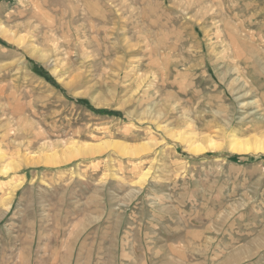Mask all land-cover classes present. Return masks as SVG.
<instances>
[{"label": "rangeland", "instance_id": "obj_1", "mask_svg": "<svg viewBox=\"0 0 264 264\" xmlns=\"http://www.w3.org/2000/svg\"><path fill=\"white\" fill-rule=\"evenodd\" d=\"M0 27V264H264V150L230 143H264V0H0ZM104 142L150 148L26 163Z\"/></svg>", "mask_w": 264, "mask_h": 264}, {"label": "bare ground", "instance_id": "obj_2", "mask_svg": "<svg viewBox=\"0 0 264 264\" xmlns=\"http://www.w3.org/2000/svg\"><path fill=\"white\" fill-rule=\"evenodd\" d=\"M200 25V24H199ZM96 26V25H95ZM200 27V26H199ZM1 30V27H0ZM5 30V29H3ZM7 31V30H6ZM11 33V32H10ZM9 37V36H8ZM241 37V36H240ZM12 38V37H11ZM19 38V37H18ZM18 38H17V42H18ZM16 39V38H15ZM20 39V38H19ZM245 39V38H244ZM8 40V39H7ZM23 40V39H22ZM16 41V40H13ZM20 41V40H19ZM247 41V40H246ZM131 46V45H130ZM258 57V56H257ZM155 119V118H154ZM153 120V119H152ZM151 120V121H152ZM156 120V119H155ZM154 120V122H155ZM153 122V121H152ZM153 122V123H154ZM158 123V122H157ZM159 125V124H158ZM160 127V126H158ZM163 127V126H162ZM165 129V128H164ZM174 135V134H173ZM177 135L179 136V134L177 133ZM177 135H174V137L176 136V140L180 138H178ZM185 135V134H184ZM184 135L182 134L183 138L185 139ZM188 137V135H187ZM186 137V138H187ZM182 139V138H181ZM254 142H256V144L254 145V147L251 146L250 143H252L249 140H244V141H239L236 139H232L230 143L232 144V148L235 149L236 152L241 153V152H246L249 151L250 149L254 148V149H258V150H264V143L258 139L254 140ZM107 147H113L116 151L122 153V154H131V155H138L141 154L140 152L143 151H148L150 148V145L147 143H140L137 145H128L126 143L123 142H104L102 144H97V145H88V149H84V148H76V147H68L66 149L63 150V152H61V154H57L56 153H48L45 157H43L41 160H32L30 162H26V163H30V164H40L43 163L44 165H57L59 163H63V162H67L73 158H76L80 155H86L87 153L94 154V153H100L101 151H104ZM204 149V148H203ZM191 150V152L193 153H200L201 149L198 146H193L190 147L189 151ZM88 151V152H87ZM40 158V157H39ZM33 159V158H31ZM35 159V158H34ZM16 162V161H15ZM10 163V162H9ZM8 163V164H9ZM5 165L4 167L0 168V172L3 174L8 173L10 170L12 171V169L14 170L15 167H13L12 165ZM19 165V163H18ZM21 165V164H20ZM18 168V167H17ZM15 168V169H17ZM147 176V174H143V176L141 177V179L143 180V178ZM142 180H140L139 182H141ZM145 180V179H144ZM143 182V181H142ZM137 183V182H136ZM137 190V189H136ZM8 198V196L6 197ZM9 200V199H8ZM8 204V203H7ZM260 243V242H259Z\"/></svg>", "mask_w": 264, "mask_h": 264}, {"label": "trees", "instance_id": "obj_3", "mask_svg": "<svg viewBox=\"0 0 264 264\" xmlns=\"http://www.w3.org/2000/svg\"><path fill=\"white\" fill-rule=\"evenodd\" d=\"M237 159V158H236Z\"/></svg>", "mask_w": 264, "mask_h": 264}]
</instances>
